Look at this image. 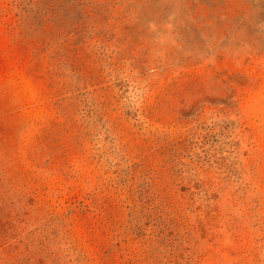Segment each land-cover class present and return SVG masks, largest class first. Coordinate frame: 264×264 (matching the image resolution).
Segmentation results:
<instances>
[{
	"label": "rangeland",
	"instance_id": "1",
	"mask_svg": "<svg viewBox=\"0 0 264 264\" xmlns=\"http://www.w3.org/2000/svg\"><path fill=\"white\" fill-rule=\"evenodd\" d=\"M0 264H264V0H0Z\"/></svg>",
	"mask_w": 264,
	"mask_h": 264
}]
</instances>
